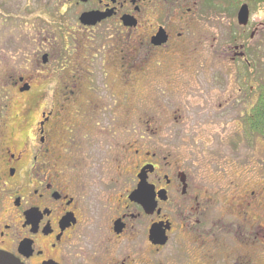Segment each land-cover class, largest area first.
<instances>
[{
	"label": "flooded vegetation",
	"instance_id": "obj_1",
	"mask_svg": "<svg viewBox=\"0 0 264 264\" xmlns=\"http://www.w3.org/2000/svg\"><path fill=\"white\" fill-rule=\"evenodd\" d=\"M180 1L52 3L49 27L34 39L39 49L31 55L33 73L15 75L8 80L9 87L0 83L1 91H12L0 102V252L20 264H199L198 256L207 262L204 264H214L215 249L227 245L236 250L235 264H247V256L254 261L259 246L264 245L260 240L264 237V201L258 202L264 195V183L260 181H249L244 202L235 195L226 199L223 214L229 225L220 231L216 225L205 226L212 216L202 208L198 189L192 187L186 171L167 161L175 154L162 146L140 153L135 181L127 187L117 188V181L84 177V170L91 172L101 154L111 149L121 151L119 160L130 166L128 156L134 146L129 131L116 128V120L120 124L129 121L132 98L108 103L107 99L84 97V91H95L99 83L100 73L91 63L108 58V65L103 66L105 78L117 73L123 86L129 85L135 58L170 44L176 25L161 14L164 7L167 14L178 12ZM161 33L166 41L154 44ZM177 35L183 37L182 27ZM71 38L81 39V46L84 43L80 55L85 65L81 72L63 74L71 52L55 53L54 41L62 45ZM90 42H95L93 49H85ZM39 62L43 68L55 63L56 71L43 76L38 72ZM4 79L0 72V81ZM254 89L255 101L243 122L249 136L264 139V126L251 130L247 123L254 111L257 114L261 101L260 87ZM159 140L165 142L163 136ZM138 142L140 145V139ZM141 183L147 196L153 197L151 212L132 200ZM187 199L188 208L183 207ZM177 210L179 225L173 220ZM154 226L163 239L158 245L151 240ZM247 248L244 255L241 251L245 253ZM184 252L188 253L185 261L177 262V255ZM152 255H159V260Z\"/></svg>",
	"mask_w": 264,
	"mask_h": 264
},
{
	"label": "rangeland",
	"instance_id": "obj_2",
	"mask_svg": "<svg viewBox=\"0 0 264 264\" xmlns=\"http://www.w3.org/2000/svg\"><path fill=\"white\" fill-rule=\"evenodd\" d=\"M54 1L0 0V72L5 74L0 83L5 87L10 86L8 80L15 75L33 73L31 55L39 49L34 39L49 27ZM179 4L178 12L167 14L164 7L161 14L162 19L168 18L176 25L170 44L164 50L147 55L142 52V56L136 57L129 85L123 86L117 73L105 78L103 66L108 65V58H97L91 63L94 71L100 73L99 83L95 91H84V97L95 96L107 99L108 103L132 98L129 121L120 124L116 120V128L127 129L134 146L128 156L130 166L119 160L121 151L111 149L101 154L99 164L91 172L84 170V177L117 181V188L127 187L131 180L135 181L137 166L142 161L140 153L162 146L175 154L167 161L186 171L194 184L192 187L198 189L202 208L212 216L210 224L205 226L216 225L223 231L221 227L229 225L223 214L226 199L232 200L235 195L243 200L242 197L248 196L249 181L264 183V139L249 136L243 122L255 101L252 90L256 86L261 91L264 89V5L253 0H181ZM242 5L249 8L245 27L237 22ZM181 27L180 39L177 32ZM81 42L77 38L62 45L54 41L55 53L64 49L71 52L64 61L63 74L82 71L85 64L80 55L84 49ZM86 44L85 49H93L95 42ZM55 71V63L43 68L39 62L38 72L43 76ZM11 93L9 89L0 90V102ZM161 136L165 142L159 140ZM263 201L264 195L258 199ZM188 203L187 199L183 207H190ZM178 214V210L173 214L176 225L180 224ZM260 240L263 242L264 237ZM258 251L254 261L264 264V245ZM235 252L227 245L223 250L215 249L212 261L235 264ZM241 252L248 254V248ZM187 255V252L177 255V262L185 261ZM238 255L237 252L236 260ZM152 257L159 260V255ZM248 260L247 256L246 263L254 264L252 259ZM204 261L202 256L196 259L199 264L207 263Z\"/></svg>",
	"mask_w": 264,
	"mask_h": 264
},
{
	"label": "water",
	"instance_id": "obj_3",
	"mask_svg": "<svg viewBox=\"0 0 264 264\" xmlns=\"http://www.w3.org/2000/svg\"><path fill=\"white\" fill-rule=\"evenodd\" d=\"M249 19V9L246 5H243L238 14H237V22L240 26L244 27L248 24ZM166 41V37L164 34H159L154 38L153 43L156 45L162 44ZM140 181H145V178L143 176H139ZM142 186H145L143 183L139 184V191H136L133 196L132 200H135L142 204L145 209H148L150 212L155 208V203L153 201L152 195L149 194L147 196V190L143 189ZM151 193V192H150ZM148 197L150 199L148 200ZM157 226H154L151 228V240L153 241V244H161L163 241L162 237L160 238L158 232H157ZM158 234V235H157ZM155 236V239H154ZM0 264H20L18 260L13 258L12 256L0 252Z\"/></svg>",
	"mask_w": 264,
	"mask_h": 264
},
{
	"label": "trees",
	"instance_id": "obj_4",
	"mask_svg": "<svg viewBox=\"0 0 264 264\" xmlns=\"http://www.w3.org/2000/svg\"><path fill=\"white\" fill-rule=\"evenodd\" d=\"M254 3L256 4H262L264 5V0H253ZM259 74V72L257 73ZM260 75V74H259ZM258 111L257 114L254 111V116L248 120V125L250 127V129H258L259 127L261 128L262 126H264V89L263 91H261V101L258 104Z\"/></svg>",
	"mask_w": 264,
	"mask_h": 264
}]
</instances>
